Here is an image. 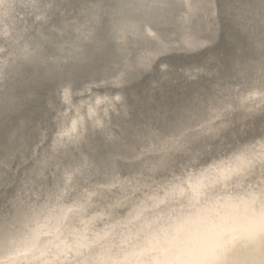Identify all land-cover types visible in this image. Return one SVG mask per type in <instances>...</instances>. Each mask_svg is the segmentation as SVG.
<instances>
[{
  "label": "clouds",
  "instance_id": "obj_1",
  "mask_svg": "<svg viewBox=\"0 0 264 264\" xmlns=\"http://www.w3.org/2000/svg\"><path fill=\"white\" fill-rule=\"evenodd\" d=\"M32 2L0 0V17ZM129 107L121 91L97 92L53 118L52 182L37 162L0 193V264H264V109L118 155Z\"/></svg>",
  "mask_w": 264,
  "mask_h": 264
},
{
  "label": "bare ground",
  "instance_id": "obj_2",
  "mask_svg": "<svg viewBox=\"0 0 264 264\" xmlns=\"http://www.w3.org/2000/svg\"><path fill=\"white\" fill-rule=\"evenodd\" d=\"M202 2L33 0L21 15L0 17V193H10L37 162L52 182L56 165L48 159V140L59 113L49 104L58 68L73 69L77 103L97 93L87 89L93 77L127 78L130 107L115 121L116 141L109 149L118 155L179 147L249 110L264 109V0H217L212 20L198 7ZM117 20L135 25L125 50L115 40L97 50L95 40L109 37ZM209 30L216 34L212 49L172 56L169 69H144L161 45L185 36L202 39ZM235 39L241 47L234 51ZM37 46L39 58L31 55ZM213 55L219 61L203 65Z\"/></svg>",
  "mask_w": 264,
  "mask_h": 264
},
{
  "label": "snow or ice",
  "instance_id": "obj_3",
  "mask_svg": "<svg viewBox=\"0 0 264 264\" xmlns=\"http://www.w3.org/2000/svg\"><path fill=\"white\" fill-rule=\"evenodd\" d=\"M37 10H39V4H35ZM99 7V6H98ZM200 9L207 15L209 20H212L214 16L217 15V9L219 4L217 0H203V2L198 5ZM135 25L128 21L117 20L114 21L111 33L107 38H98L95 40L97 50H103L109 40H115L119 45H121V50H125V44L130 33L134 32ZM89 37L92 33H88ZM216 45V34L214 30H209L206 36L202 39L193 40L188 36L176 41L174 43H165L153 51L150 56L151 58L147 63L143 65L145 70H155L157 67L160 69H169L171 65V57L177 54H183L186 56H195L201 51L210 50ZM241 47L240 39H235L233 41L232 49ZM35 57L39 58V46L36 47L33 53ZM77 59H82V57H77ZM219 57L213 55L208 57L203 61V65H211L217 63ZM59 75L57 77L58 83L55 90V101L49 104V108L53 112L60 113L65 104L71 105L75 101V96L80 88V85L75 81L73 76V69L68 68H58ZM101 81L103 86H101ZM87 89L96 92L111 93L112 91H121L127 95V78L124 76L116 77L114 79H107L102 77H93L87 83ZM62 98V102H61ZM47 129L42 130L41 137H46Z\"/></svg>",
  "mask_w": 264,
  "mask_h": 264
}]
</instances>
